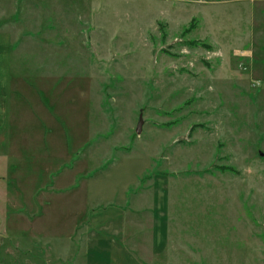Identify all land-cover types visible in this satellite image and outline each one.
Wrapping results in <instances>:
<instances>
[{"label":"rangeland","instance_id":"rangeland-1","mask_svg":"<svg viewBox=\"0 0 264 264\" xmlns=\"http://www.w3.org/2000/svg\"><path fill=\"white\" fill-rule=\"evenodd\" d=\"M5 38L0 261L264 264L263 1L0 0Z\"/></svg>","mask_w":264,"mask_h":264},{"label":"crops","instance_id":"crops-1","mask_svg":"<svg viewBox=\"0 0 264 264\" xmlns=\"http://www.w3.org/2000/svg\"><path fill=\"white\" fill-rule=\"evenodd\" d=\"M259 1H263L264 2V0H259ZM9 43H10V41L7 38L3 39L2 41L0 40V74L3 73V71H5V70H10V71L13 72V74L15 73V71H14V69H15L14 68L15 61H13V59L11 58V55L13 56V54H14V50L10 47ZM29 80H31V79L30 78L26 79V81L28 82V85L33 87L34 91H36L38 93L39 99L42 102L43 100H42V97H41V94H40L41 92H38V90L35 87L42 88V89H44V88L42 86H37L35 83H34V86L31 85ZM13 91L18 92L19 90L15 89L13 87ZM20 167H21V163L17 164L16 162L15 163L11 162V163L8 164V172L0 173V182L5 183L4 185H5L6 189H7L8 195L11 197L10 198L11 201H13L14 198H13V195L11 194V189L9 188V183L7 182V180H9V182L11 184H14L20 190L19 185L17 184V182L15 181V179L13 177L14 176L13 175L14 172H16ZM5 178H6V180H5ZM127 188H128V186H127ZM127 188H126V198H127ZM0 219H1L0 222H2L3 229L5 230V233L7 234V236H10L9 232L5 228V224L3 222V217L1 216ZM10 237L13 238L12 236H10ZM0 263L1 264H6V263H4L2 261H0Z\"/></svg>","mask_w":264,"mask_h":264},{"label":"water","instance_id":"water-1","mask_svg":"<svg viewBox=\"0 0 264 264\" xmlns=\"http://www.w3.org/2000/svg\"><path fill=\"white\" fill-rule=\"evenodd\" d=\"M142 123H143V120L141 119L140 122H139L138 128H137V132L138 133H140L141 130H142Z\"/></svg>","mask_w":264,"mask_h":264}]
</instances>
